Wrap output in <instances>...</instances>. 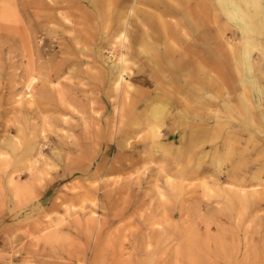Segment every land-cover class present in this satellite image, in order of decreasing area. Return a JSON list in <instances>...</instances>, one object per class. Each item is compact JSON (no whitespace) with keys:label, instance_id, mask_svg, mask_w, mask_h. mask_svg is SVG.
<instances>
[{"label":"rangeland","instance_id":"374dc122","mask_svg":"<svg viewBox=\"0 0 264 264\" xmlns=\"http://www.w3.org/2000/svg\"><path fill=\"white\" fill-rule=\"evenodd\" d=\"M83 5V0H0V264H264V20L261 32L247 31L240 19L226 12V5L214 0L210 140L191 146L165 140L159 158L112 162L119 151L104 149L113 143L115 126H133L140 134H149L152 108L147 109V118L135 119L134 108L122 107L125 121L120 123L121 97L115 98L107 86L103 72L107 63L101 61L113 54L104 46L97 57L91 51L95 46L83 42L79 24ZM244 6L254 18L259 6ZM246 52L252 62L247 73L237 66ZM32 78L36 81L28 88ZM129 79L145 97L152 90L140 77ZM182 79L168 85L165 99L154 104L171 111L164 116L168 126L178 113L202 119L188 134L207 132L206 99L195 101L199 98L189 90L188 79ZM204 79L201 74V84ZM27 102L31 108H26ZM93 115L103 116L98 125ZM68 134L76 137L66 138ZM91 136L98 138L97 146L88 142ZM76 138L88 143L76 151L61 146L72 145ZM138 139L132 141L144 142ZM150 140L145 142L151 144ZM14 143L35 144L36 152L44 144L48 148L43 159L49 164L38 161L39 170L32 175L29 165L38 154L18 155ZM150 144L140 154L154 152ZM97 152L102 159L92 163ZM176 153L178 159L173 157ZM54 155L64 157L48 159Z\"/></svg>","mask_w":264,"mask_h":264},{"label":"bare ground","instance_id":"6f19581e","mask_svg":"<svg viewBox=\"0 0 264 264\" xmlns=\"http://www.w3.org/2000/svg\"><path fill=\"white\" fill-rule=\"evenodd\" d=\"M34 1H37V0H34ZM80 1H82V0H80ZM83 2H84V5L80 8L81 20L79 19L81 21V23H79V24L81 25L82 30L84 31L83 42L86 41L87 43H92V46L93 45L95 46L94 47L95 49H94L92 46L87 45L88 47L93 48V50H91V49L90 50L92 52L95 51V54L97 57H99V55L102 54L101 49L104 46L107 47L111 51V53L113 54V57H116L115 59H113L112 56H110L108 58H104L102 56L101 61L107 63V65L104 66V68H103V72H104L106 80L109 84L107 86L112 88L111 91L114 92L115 98L121 97V103H120L121 110L119 111V103L117 101H115V104L113 105L114 109L115 110L118 109V111H119L117 113L119 114V117H120V123L125 121V116H124V113L122 111L125 106H126V108L131 107V108L135 109V113L133 114L135 119L140 118L141 115L145 116L147 109L152 108L151 109L152 110V119L151 118L148 119V121L152 125L150 127L149 134L142 135V133L140 134L141 130H138L136 127H133V126L132 127L131 126H127V127L125 126L123 129L120 126H118V128H117V126H115V128L113 129V134H114L113 138H112L113 143H110L109 145L106 146V149H104V151H107V150L112 151V152L113 151H119L120 154H118L116 158L113 157L114 159L112 162H117V161H120L122 159H128L131 162V161H136V160H142L144 158H145V160L146 159L159 158V156H163V154L158 155V152L166 149L165 140L170 141V142L171 141L184 142V144H189L190 146L191 145H197L201 142L205 143V141L210 140L211 139V127H212V119L210 117V109L212 106L213 89H214V83L212 80V75H213L212 71H213V67H214V50H215V44H214L215 43L214 42V40H215L214 25H215V23L214 22H215L216 15H217V14L215 15V12H214V0H83ZM220 2L223 3L224 5H226L225 10L230 16L238 18L241 20L245 30L252 31V32H261L262 26L260 25V23H261V21L264 20V3H261L260 0H220ZM37 4H39V3H37ZM244 4L248 7H249V5L250 6L252 5L253 7L259 6L258 11L255 12L256 15L254 16V18H251L249 11H248L249 9L247 10L245 8ZM68 18H70V17H68ZM64 24H66V23L64 22ZM225 25H226V23H225ZM215 26H217V24ZM219 26H220V24L218 25V27ZM219 29H220V27H219ZM245 30H244V32H246ZM72 36H73V34H72ZM98 39L100 41V45H99V41L97 42ZM228 44H227V46H228ZM96 46H98V49L96 48ZM232 48H234V47H232ZM77 50L79 52H83V50L80 48ZM234 53L235 52L233 51V54ZM97 57H95V60L93 61L94 63L99 61V58H97ZM241 58H242L241 59L242 63L237 62V66L242 67L243 70L246 71V73H247V71L252 70V62L250 61L251 58H250L249 53L248 52L244 53L243 57H241ZM84 62L85 61L83 59H81V63H84ZM87 64H90V62H87ZM94 66L95 65L92 64V66L89 67V69H92V67H94ZM68 67H70V66H68ZM48 70H50V69H48ZM177 73H179V75H176ZM201 74L205 76V79L202 82V84L200 81V75ZM136 76L142 78L141 81L146 86L150 87V89L152 88V90L148 92L147 97H145L144 93L139 92V90H141V89H135L133 87V83L130 81L129 78L133 79V78H136ZM182 78H184V80L186 78L188 79V80H185V82L187 83L189 90L192 92V95H194L195 98H199L195 101H200V97H202V96L206 99L207 106H209V108H208L209 112H207L208 114L206 116V119L207 118L208 119L206 120V123H207L208 129H210V130H207V132H203V131H197L196 132V131L190 130V132L188 134V129L190 127H193V126L199 124L202 121V119L199 120V119H197L196 116H195V118H191L188 116H183V117L180 116L179 117L178 113L175 115V117L173 116L174 118H176V120L175 121L171 120L172 123L168 126L166 124L164 116L166 115L165 113L171 114V111H167V110H169V108H166V106H162V104L161 105H159V103H157L158 105L154 104V100L163 99L165 97V95L167 94V92L169 90L167 88L168 85H170L171 83L176 84L177 82L182 81L183 80ZM33 81H36V80H33V78H32L31 82L28 84V88L32 87V84H34ZM84 81L85 80H83V82ZM71 85H73V84H71ZM69 87H71V86H69ZM69 87H67V88L69 89ZM244 87H246V86H244ZM59 88L61 89V87H59ZM73 92H75V91H73ZM43 93H44V91H43ZM80 94H82V93H80ZM103 95L100 96L101 100L105 99ZM248 95L251 96V93L249 94V92H248ZM33 96H34V94H33ZM42 97H43V95L40 96V100L38 102H36V104L41 105ZM29 100H31V98H29ZM252 100H253V98H252ZM15 102H16V100H15ZM18 102H20V101L18 100ZM17 103H16V105H17ZM196 103H198V102H196ZM26 104H27V106L25 105L26 108L33 106V104L36 105L35 101H29L30 106L28 105V102ZM18 105H19V103H18ZM20 105L22 106V103ZM73 106L74 105H72V107ZM83 106H85V105L83 104ZM127 106H129V107H127ZM204 106H206V105H204ZM35 107H32V108H35ZM38 107H40V106H38ZM77 107H79V106H77ZM122 107H123V109H122ZM6 109H4V110H6ZM20 109H21V107H20ZM45 109H48V108H45ZM76 109L78 110V108H76ZM215 109H216V107H215ZM251 109H254V108H251ZM29 110H31V109H29ZM40 110L41 109H39L38 111H40ZM254 110H252V111H254ZM33 111H35V110H33ZM187 111H189V110H187ZM211 111H213V110H211ZM8 112H10V111H8ZM29 112H32V111H29ZM178 112H179V110H178ZM39 113H37V114H39ZM74 113H76V111ZM113 113H114V111H113ZM191 113H193V112H191ZM200 113L201 112H199V113L197 112V115ZM44 114H45V112H44ZM78 114H80V113H78ZM217 114H215V115H217ZM42 115H43V113H42ZM7 116H8V114H7ZM9 116H10V114H9ZM23 116H25V115H23ZM43 116H42V121H43ZM37 117L40 118V116H37ZM92 118H93V121L95 122V124L98 125L99 122L102 120L103 116H99V115L94 116L93 115ZM185 118H186V122H185ZM82 120H79V121H82ZM44 121H45V123L49 122L47 120V118H44ZM179 121H180V124L178 123ZM66 122H67V119H66ZM251 122H252V120H251ZM134 123H139V122L134 121L133 124ZM166 125H167V127L164 128ZM41 127L39 128V130L40 129L42 130ZM138 127H139V125H138ZM7 128H8V126H7ZM97 129H99V128H97ZM148 129H149V127H148ZM44 131H45V128H43L42 132L44 133ZM87 131L89 133V130H87ZM38 134H39V132H38ZM59 134L61 135V133H59ZM73 136L76 137L75 135H72V134H68V136H65V137L66 138L72 137L74 139ZM86 137H87V135H86ZM66 138H62V140H66ZM134 138H139L138 142H142V141H144V142H142V144L140 143V145H138V143L135 142L137 139L134 142L132 141V139H134ZM148 138L151 139L150 140L152 142L151 144L149 142H145L146 139H148ZM1 139H2V137L0 138V140ZM88 139H89L88 142H90V143L92 142V144H94V146L98 145V143H97L98 138H96V136L88 137ZM88 142L85 140L76 138V140L73 141L72 145H70V143H68V144H66V143L61 144L60 143V144L64 149H69L70 151L71 150L76 151L78 148H82ZM3 143L4 142H1V145H3ZM56 143L58 144V142H56ZM149 144L151 146L155 147V151L152 152V150H151L149 153H147V151H146L147 154H144V155L140 154L141 151H144V153H145L144 149ZM45 148H48V147H45V145L43 144L42 146L38 147V152H36L35 144H29V145L25 146L24 144L16 143L14 145V150L16 152H18V155L21 154V155H25L26 157H29V156L34 157L35 155L38 154V157L34 160L35 162L29 165V171L31 172L32 175L35 174V172L37 170H39L38 169L39 167H36L37 166L36 163L38 161L40 162V160H41V162L44 160L43 157L45 156V153H44ZM138 149H140L139 155L137 153L136 154L134 153V151L138 150ZM242 149H244V148H242ZM239 150H241V149L239 148ZM61 151H62V149H60V152L58 154H61ZM187 151L191 152V151H189V149H187ZM63 157H64V155H56V156L54 155L53 157H49L48 159L51 161H52V159L53 160H61ZM173 157L178 159L179 154L176 153ZM240 157H241V155H240ZM93 158L94 159H93L92 163H97L102 159L101 154L98 152L94 155ZM188 158H189V156H188ZM204 158H205V156H204ZM106 159H107V161H109V159L107 157H106ZM247 159H249V158H247ZM31 160H33V159H31ZM128 160H126V162ZM0 161H1V159H0ZM43 162H46L45 164H49L47 162V160H44ZM175 162H176V160H175ZM193 163H195V162H193ZM179 166H180V163H179ZM194 167H195V165H194ZM46 168H48V167H46ZM84 168H85V166H84ZM175 169L176 168H174L173 170H175ZM194 170L196 171V169H194ZM45 171H47V170H45ZM195 171L192 170V172H195ZM248 172H249V170H248ZM214 173H215V171H214ZM190 174L192 175V173H190ZM203 176L205 178L207 175H203ZM130 178L133 179V177H130ZM246 178L247 177H245V179ZM79 180H81V179L79 178ZM117 180H119V178ZM207 182H209V181H207ZM170 183H171V181H170ZM113 184H114V182H113ZM226 184H228V183H226ZM229 185H230V183H229ZM72 186H73V183H72ZM229 187L232 188L231 185ZM223 188L225 189V187H223ZM80 190H81V188H80ZM232 190L235 191V189H232ZM221 192L224 193L223 191H221ZM236 192L240 193V191H237V190H236ZM239 193H238V195H239ZM242 193H245V190ZM243 195H245V194H243ZM82 197H84V196H82ZM250 197L251 196H249V199H250ZM72 198H73V196H72ZM96 198H98V197H96ZM244 198H245V196H244ZM76 200H77V198H76ZM244 200L246 201L247 199L245 198ZM128 201H130V199H128ZM222 205H223V203H222ZM90 214H88V215H90ZM125 219L126 218H124V220ZM74 222H77V221H74ZM115 226H117V224H115ZM217 250L219 253V249H217ZM194 254H195V252H194Z\"/></svg>","mask_w":264,"mask_h":264}]
</instances>
